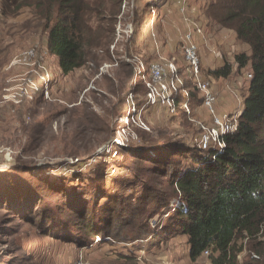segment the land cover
Here are the masks:
<instances>
[{
    "label": "rangeland",
    "instance_id": "rangeland-1",
    "mask_svg": "<svg viewBox=\"0 0 264 264\" xmlns=\"http://www.w3.org/2000/svg\"><path fill=\"white\" fill-rule=\"evenodd\" d=\"M85 1L89 6L85 27L96 34L100 33L97 26L103 30L109 26L108 11L117 12L110 18L111 41L106 48L91 49L84 65L67 77L60 76L53 57L45 53L35 36L29 9L22 8L13 14L0 4V264H211L209 254L190 262L187 244L181 236L168 239L162 246L157 243L161 237L156 234L163 230L168 216L162 211L153 217L151 209H146L145 214L141 209L134 214L128 212L144 183L158 178L161 186L151 195L167 192L165 182L170 166L176 162L177 170L191 166L192 148L200 151L201 136L193 124L198 120H194L192 111L184 128L163 127L158 116L146 120L142 114L146 129L133 130L134 136L128 138L124 148L111 143L128 92L136 87V95L145 94L143 80H135L132 69L125 67L128 64L125 60L136 58L147 72L149 62L156 59V54L151 55L154 38L157 36L156 40L159 38L162 44L183 42L190 23L192 30L198 15L206 22L203 14L208 0H185V16L179 10L181 0ZM185 17L188 23L184 22ZM97 20L101 21L96 24ZM117 25L121 28L130 25L134 36L117 38ZM213 32L208 29L204 37L214 38ZM194 43L197 45L195 38ZM30 49L34 55L28 65L16 63ZM180 52L172 58L167 53L160 56L179 59V64L175 62L179 73L183 68L188 76L182 49ZM209 52L223 60L222 64H232L227 62L232 60L231 51H216L214 45L208 44L202 53ZM140 62L133 64L137 66ZM133 64L130 63L132 68ZM42 66L51 73L49 89L36 91L39 84L31 73L38 74ZM200 70L206 78L208 70L201 63ZM248 79V70L234 69L222 86L226 91L231 89L238 106ZM195 101L191 102V108H195ZM214 112L217 116L215 106ZM206 113L207 119H199L211 127L212 116ZM154 143H158V148L169 144L174 151L167 156L155 147L158 149L155 152ZM144 149H152L146 152L148 160H166L168 166L142 162ZM140 166L148 169L136 179ZM155 167L154 172L164 171L166 176L149 173ZM60 193L65 198L59 199ZM108 199L114 209L107 221L106 235L88 237L85 242L82 235L87 226L85 216L91 214L97 222H104L108 213L103 205ZM119 215L124 217L119 219ZM128 220L129 230L125 231ZM148 230L152 237L146 241L135 239ZM253 255L244 249L237 255L238 264H244Z\"/></svg>",
    "mask_w": 264,
    "mask_h": 264
},
{
    "label": "trees",
    "instance_id": "trees-1",
    "mask_svg": "<svg viewBox=\"0 0 264 264\" xmlns=\"http://www.w3.org/2000/svg\"><path fill=\"white\" fill-rule=\"evenodd\" d=\"M0 4L13 14L22 8L29 9L30 24L35 28V36L42 43L45 53L53 57L55 69L62 77H67L81 68L91 49L106 48L109 45L112 34L108 29L111 24L110 18L117 13L108 11L109 20L106 22L109 26L105 30L97 26L100 33L96 34L85 27V16L89 9L85 0H0ZM101 9H104V5ZM204 13L205 17L218 28L231 31L236 42L245 48L237 54L232 53L231 63L235 66L224 63L219 69L208 70L205 75L207 79L202 76L203 80L209 81L212 85V79L217 81L231 76L232 66L238 71L248 70L249 79L245 86V95L238 110L234 112L239 113L237 130L223 137L225 147L218 155L216 151L201 154L192 143L194 152L191 166L177 170V162L169 165L172 168L165 182L168 191L156 192V195L152 196L151 192L161 186L158 178H154L149 184H143L142 192L127 211L134 214L141 209L145 214L146 209H151L152 217L158 215L160 211L168 215L163 230L156 234L161 237L157 239V243L162 246L168 239L181 236L187 244L190 262H196L204 252H208L211 264H238L237 255L247 249L254 253L257 259L250 258L244 264H264V0H208ZM100 21L97 20L95 23L98 24ZM199 30L201 35L202 31L200 28ZM132 33L134 36V32ZM156 39L154 38V46L151 48V55L156 54V59L149 64L159 60L160 54L167 53L170 54L168 57L172 58L182 49V41L174 43L172 40L174 44H162L159 38ZM159 45H162L160 50ZM199 58L201 59L200 53ZM175 62L180 63L179 59ZM128 66L132 69L130 63L125 67ZM41 69L48 74L45 88L34 74L32 77L39 84L36 91L43 89L47 91L51 73L43 66ZM180 70L183 85L175 94L173 107L167 108L159 104L146 106L141 103L140 108L143 109L146 120L154 115V118L159 117L158 120L162 121L163 127L177 125L184 128L185 120L191 116V111L196 117L194 120H200L197 109H204L202 95L183 68ZM211 91L215 95L212 88ZM131 92L136 95V87ZM192 101L196 103L195 108L190 107ZM184 107L189 110V114L184 112ZM216 114L218 117L223 115L217 112ZM157 144L154 143L155 152L159 149L168 156L174 151L169 144L161 145L159 148L156 147ZM148 150H142L140 156L142 162L144 160L152 165L168 166L166 160H148L146 158ZM139 169L140 171L135 174L136 179L147 172L148 166L145 168L140 166ZM116 170L112 174H115ZM154 171L156 167L149 173L154 176H166L164 171ZM65 196L60 193L59 199ZM110 202L108 199L103 205L108 213L104 222H97L91 214L85 216L87 226L82 232L85 240L88 237L93 239L98 234L101 237L106 235L107 221H110L114 209L113 203L110 207ZM176 202L179 203L177 208ZM125 205L123 201L122 207ZM83 213L85 212L81 214ZM123 217L119 215V219ZM59 222L63 223L61 219ZM129 222L130 220L124 224L125 231L129 230ZM152 236L148 230L135 239L146 241ZM261 260L262 262H259Z\"/></svg>",
    "mask_w": 264,
    "mask_h": 264
},
{
    "label": "built area",
    "instance_id": "built-area-1",
    "mask_svg": "<svg viewBox=\"0 0 264 264\" xmlns=\"http://www.w3.org/2000/svg\"><path fill=\"white\" fill-rule=\"evenodd\" d=\"M180 13L185 16V0L179 2ZM1 16V10H0ZM184 22L188 23L187 17L184 18ZM191 26V23H190ZM189 26V32L184 36L182 57L184 63L187 67V73L190 80L193 82L195 88L202 95L203 108L212 116L211 127H207L202 121H193L200 131L199 138V150L201 154H208L211 151H216L217 155L224 150L223 137L227 134H233L237 130L238 126V116L239 113L236 112L231 115H222L218 117L215 115L214 106L216 103V96L211 91V84L207 80H203L201 70H200V58L198 53L197 45L194 43L193 35L200 34L199 28L194 27L192 24V30ZM117 38L120 36H125L126 38L132 35V27L126 25L120 27L116 26ZM33 49L27 50L21 54V56L16 60V63L20 65H28V62L33 57ZM159 60L148 65L147 72L144 71V65L142 62L136 58L131 60H125L126 63L140 62L136 66L133 64V74L135 80H143V86L145 89V94L142 96L135 95L133 92H128L124 101V111L120 118L119 127L115 130V137L111 140L114 147L124 148L128 142L130 136H134L133 130H144L146 129L144 121L142 120L143 109L140 108V104L146 106H155L157 104L165 106L167 108H172L174 103L175 94L178 88L183 85V80L179 75L178 68L175 64V59H165L161 56L158 57ZM41 69V68H40ZM35 71H33L34 74ZM147 74V77H146ZM37 80L42 83L43 88H45V83L48 78V74L42 69L38 74H34ZM38 89V88H37ZM136 93V92H135ZM184 112L189 114V110L184 107ZM203 131V133H202ZM105 148H102L104 151ZM126 150H131L126 149ZM106 153H108L106 151ZM212 157V159H214ZM175 207H179V203L176 202ZM99 241V240H98ZM208 252H204L203 255H208ZM254 259H257L253 255Z\"/></svg>",
    "mask_w": 264,
    "mask_h": 264
},
{
    "label": "crops",
    "instance_id": "crops-1",
    "mask_svg": "<svg viewBox=\"0 0 264 264\" xmlns=\"http://www.w3.org/2000/svg\"><path fill=\"white\" fill-rule=\"evenodd\" d=\"M167 8V7H166ZM177 12V11H176ZM178 14V13H177ZM205 16V13L203 14V17ZM179 17V14H178ZM205 19V23L203 22L202 18L199 17L195 19L196 24L199 25V27L202 29L203 27V31L201 34H194V38L196 39V43H197V47H198V51L201 55V65L207 69V70H212V69H219L220 67H222V61L219 58H215V56H213L212 53H207L206 55H203L202 53V49L204 46H207L208 44H212L214 45V48L217 49H223L224 52L226 51H231L234 54L239 53L240 51L244 50V46H240L238 44V42H236L235 40V36L231 31L228 30H222L220 28H218L214 23H211L206 17H204ZM181 21V20H180ZM182 22V21H181ZM194 24V27L198 28V26ZM212 27V28H210ZM209 29V33L211 31L213 32L214 38L212 39H206L204 37L205 33L207 34V31ZM156 38V37H155ZM193 38V40H194ZM208 43V44H206ZM227 62H232V60H229ZM234 65V64H232ZM235 66V65H234ZM232 66V70L234 71L235 67ZM236 70V69H235ZM232 71V73H233ZM225 80L226 79H219L216 82L212 81V85L211 88L213 90V92L216 95V112L220 115L222 114H231L233 112H235L239 107L237 105V103L235 102L234 98H233V92L231 91V89H228V91L224 90L222 88V86L225 84ZM198 113V117L202 118V119H207V113L205 109H198L197 110ZM204 121H208V120H204Z\"/></svg>",
    "mask_w": 264,
    "mask_h": 264
}]
</instances>
